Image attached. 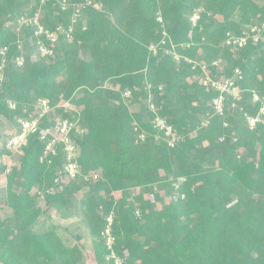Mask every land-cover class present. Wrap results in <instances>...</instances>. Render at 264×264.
<instances>
[{
    "label": "trees",
    "instance_id": "16d2710c",
    "mask_svg": "<svg viewBox=\"0 0 264 264\" xmlns=\"http://www.w3.org/2000/svg\"><path fill=\"white\" fill-rule=\"evenodd\" d=\"M91 1L99 9L87 8L72 37L40 57L30 44L31 28L16 33L17 20L32 16L40 0H0V118L15 134L21 122L37 117L41 100L54 110L27 136L20 154L10 155L0 136L4 203L12 212L0 221V264H80V238L71 244L51 214L48 226L43 220L56 205L86 223L95 264H105L100 233L110 211L125 264H264V118L252 129L247 121L264 98V49L250 40L242 50L224 43L228 34L246 36L249 25L264 20V0ZM58 2L40 7L47 30L67 24L72 13L61 12ZM195 9L201 11L192 26ZM158 13L168 37L164 45H157L163 30ZM150 45L157 46L154 52ZM201 64L212 77L240 72L241 100L236 108L226 103L223 116L213 112L217 93L202 85ZM61 102L71 111L58 108ZM156 115L180 141L167 144L153 128ZM57 116L76 122L81 134L73 130L71 138L78 164L83 173L100 171L97 181L68 180L62 151L43 154L39 130L54 126ZM134 125L146 133L144 141H135ZM4 155L15 162L9 172ZM180 178L184 197L172 202ZM33 188L43 193L45 208L30 194ZM51 188L56 191L47 194Z\"/></svg>",
    "mask_w": 264,
    "mask_h": 264
},
{
    "label": "built area",
    "instance_id": "2783aa9c",
    "mask_svg": "<svg viewBox=\"0 0 264 264\" xmlns=\"http://www.w3.org/2000/svg\"><path fill=\"white\" fill-rule=\"evenodd\" d=\"M50 1L52 0H40V7L49 3ZM55 1L58 2V0ZM58 4L60 6L61 12L72 10V13L67 20V24L57 25L54 30H47L41 25L39 19L42 10L40 7L32 16L28 18L20 17L17 20L16 33L20 34L23 26L30 27L32 30L30 44L36 47V53L40 57L51 56L53 54L52 46L57 47L61 38L70 39L72 37L74 32L77 30V22L82 19L81 15L87 8L90 7L93 9H99V5L97 3H93L91 0H85L84 2H79L76 4H68L65 3V1H60L58 2ZM200 11V9H195L193 11L190 18L192 26H195L197 20L199 19ZM156 17L157 21L160 22L163 27L161 37L157 45H164L166 43V40L168 39L167 34L164 30L165 25L159 13L156 15ZM263 34L264 20L249 25L246 36L236 37L232 34H228L225 38L224 43L225 46L231 47L234 50H242L247 41L250 40L253 44L262 43L264 49ZM18 47L19 49L23 48L22 42L18 43ZM156 47V45H150L149 50L154 52ZM22 62L23 58L20 57L17 60V64L20 66L22 65ZM213 65L216 69L219 67L217 69V72H221V68L217 62H214ZM201 69L203 71V78L201 80L202 85L211 88L214 92L217 93V96L211 102L213 112L218 116H223L226 110L225 104L228 102H230L231 108H236V104L241 100L243 93L242 89L239 86V81L241 79L239 70H235V74L237 75L236 78L222 79L220 77H212L208 72L205 64H201ZM129 94V92H126L124 96L128 97ZM258 100L259 98L257 96H254V101ZM261 101L262 106L258 114L255 117H248L247 121L250 129L254 128L256 124L260 123L264 118V98H262ZM39 108L40 113L36 118L31 121L21 122L20 131L15 134H10L4 141V148L12 155H15L16 153L20 154L21 147L25 144L27 136L38 131L39 124H41L40 121L43 116H53L54 110L48 106L47 101L41 100L39 102ZM58 108H63L65 112L71 111L72 109L69 104L65 102H61ZM149 108L154 111V113L156 112L153 105H149ZM54 122V126L39 130L38 138L44 145L43 154H55L57 149L62 151L64 155L62 172L66 179L72 181L76 179H82L84 183L97 181L101 176L100 171H90L88 173H83L81 167L78 164L77 160L79 156V150L77 149L71 138V132L73 130L76 134H81V131L76 128V122L69 121L68 119H61L58 116L54 119ZM202 125L206 126L207 121H204ZM223 126L226 127V124H223ZM153 128L160 132H163V138L169 146H173L175 143L181 140V135L175 132L169 125L166 124L164 119L158 117L157 115L155 116L153 121ZM133 132L136 142L144 141L146 133L141 130L139 126L134 125ZM222 140L223 138H220V141ZM10 168L11 167H7L6 172H9ZM57 173L60 174L61 171H58ZM184 181V178L178 179L172 195L170 196V201L178 202L179 199H183L184 196L179 194L178 189ZM35 189L36 193L33 195L43 200V193L37 188ZM55 191V188H51L50 190H48L47 194H53ZM137 193L138 189L136 188L135 191H133L132 196H135ZM134 207L135 215L137 217H140V211L136 202ZM114 218L115 216L113 211H110L109 214L104 218V226L100 233L105 249L103 260L105 264H125V259L120 257L116 250L117 241L113 231Z\"/></svg>",
    "mask_w": 264,
    "mask_h": 264
},
{
    "label": "rangeland",
    "instance_id": "374dc122",
    "mask_svg": "<svg viewBox=\"0 0 264 264\" xmlns=\"http://www.w3.org/2000/svg\"><path fill=\"white\" fill-rule=\"evenodd\" d=\"M131 110H133V108H131ZM0 120H1V124H2V127H3V129H2V132L0 133V136H1V143H3L4 144V141H5V138H7L14 130H13V126H12V124L9 122V121H7V120H5L4 118H0ZM0 146H2L1 144H0ZM16 154H18V153H16ZM15 154V155H16ZM10 155H12L11 153H10ZM14 155V156H15ZM1 160H2V164L3 165H5L6 167H12V166H14L15 165V162L13 161V159L11 158V156H9V155H4V156H2V158H1ZM5 190H6V180H5V176L3 175V176H0V221H3V220H5V219H8V218H10L11 217V210L8 208V207H6L5 206V197H6V195H5ZM36 193V189L35 188H33L31 191H30V194L31 195H33V194H35ZM35 201L37 202V204L38 205H40L42 208H45V206H44V201L41 199V198H37L36 197V199H35ZM57 210H59V211H63L66 215H67V217L66 216H63V218H66V220H68V218L70 219L71 218V215L72 214H74V210L73 209H68V208H65V207H63V206H60V205H56V206H53V207H51L50 208V210H49V212L45 215L46 217L43 219L44 220V222H45V224L48 226V222H49V217H50V215L49 214H51V213H53V212H56ZM53 216V215H52ZM51 218H53V217H51ZM54 220H58V219H56L55 217H54ZM80 219L78 218V217H72V220H71V222H70V224L71 225H63V223H61L59 220L57 221L58 222V225H59V228H60V230L63 232L64 231V233L66 234V233H68V234H66V236L65 237H63V235H61L63 238H67V240L71 243V244H74L75 243V241H74V236L73 235H70V234H72V233H74V232H78V230H76V228L75 229H73L74 227H79V230H80V232H81V234H85V229H86V223L84 222V221H79ZM12 221V220H11ZM8 221V224L11 226V233L12 234H14L16 231H15V227H16V224H15V222L14 221ZM79 221V222H78ZM67 223V222H66ZM65 224V223H64ZM64 226H66L67 228H66V230H62L61 228H65ZM59 230V231H60ZM73 230H75V231H73ZM58 231V232H59ZM61 233V232H60ZM69 237H68V236ZM80 243L82 244V242L80 241ZM90 247V246H89ZM93 256V255H92ZM91 262H94V260H93V258H91Z\"/></svg>",
    "mask_w": 264,
    "mask_h": 264
},
{
    "label": "crops",
    "instance_id": "0c3cea01",
    "mask_svg": "<svg viewBox=\"0 0 264 264\" xmlns=\"http://www.w3.org/2000/svg\"><path fill=\"white\" fill-rule=\"evenodd\" d=\"M53 215V216H52ZM51 217H53L52 219H51V223H53L54 225H56L57 226V230L59 231L60 230V228H59V225H58V220L61 222V223H63V225H71L70 224V222H71V220H72V218H68V220H66V218H63V217H61L60 216V214H58L57 213V211L56 212H53V213H51ZM54 217L56 218V219H58V220H54ZM44 219V218H43ZM67 222V223H66ZM79 222V221H78ZM65 223V224H64ZM65 228H61L62 230L64 229V230H66V226H64ZM76 228V230H78V232H74V233H72V234H70V235H73V236H78L79 238H80V241L82 242V244H83V252H82V255H83V258H82V261L80 262V264H95L94 262H91V258H93V256H92V250L90 249V240H89V238H88V235H87V232H86V229H85V234H81V232H80V230H79V227H74L73 229H75ZM73 231H75V230H73ZM61 232V233H60ZM60 235H63V237H65L66 236V234H68V233H64V231L62 232L61 230L58 232ZM68 236V235H67ZM69 237V236H68ZM67 239V238H66Z\"/></svg>",
    "mask_w": 264,
    "mask_h": 264
}]
</instances>
